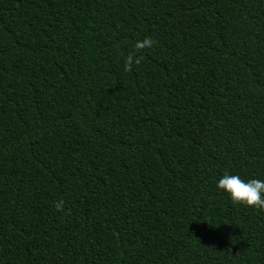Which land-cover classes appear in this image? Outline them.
I'll use <instances>...</instances> for the list:
<instances>
[{"label":"trees","instance_id":"16d2710c","mask_svg":"<svg viewBox=\"0 0 264 264\" xmlns=\"http://www.w3.org/2000/svg\"><path fill=\"white\" fill-rule=\"evenodd\" d=\"M225 172L264 181V0H0V264H264Z\"/></svg>","mask_w":264,"mask_h":264},{"label":"clouds","instance_id":"9594fccd","mask_svg":"<svg viewBox=\"0 0 264 264\" xmlns=\"http://www.w3.org/2000/svg\"><path fill=\"white\" fill-rule=\"evenodd\" d=\"M155 43L156 41L149 37L137 41L124 60V71L131 72L135 66H139L143 60L141 53L145 49H151ZM217 187L230 197L233 204L264 212V181L251 179L245 182L240 176L225 172L218 180ZM54 206L57 211L64 212V201H58Z\"/></svg>","mask_w":264,"mask_h":264}]
</instances>
